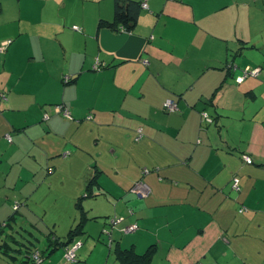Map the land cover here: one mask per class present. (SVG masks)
Returning a JSON list of instances; mask_svg holds the SVG:
<instances>
[{
  "label": "crops",
  "instance_id": "obj_1",
  "mask_svg": "<svg viewBox=\"0 0 264 264\" xmlns=\"http://www.w3.org/2000/svg\"><path fill=\"white\" fill-rule=\"evenodd\" d=\"M27 1L0 0V264H33L4 252L1 228L19 213L46 233L30 203L52 188L69 206L48 227L67 241L83 220L82 247L41 264H121L119 249L151 247L150 264H264V0H139L137 59L101 46L115 0ZM248 67L260 74L237 83Z\"/></svg>",
  "mask_w": 264,
  "mask_h": 264
},
{
  "label": "trees",
  "instance_id": "obj_2",
  "mask_svg": "<svg viewBox=\"0 0 264 264\" xmlns=\"http://www.w3.org/2000/svg\"><path fill=\"white\" fill-rule=\"evenodd\" d=\"M114 4H115L114 5V9H115L114 13L115 14H114L113 20L100 19V21L98 22V31L100 32L104 28H109V29H111L112 31H115V32L120 31L122 29L127 30L129 32L134 31V29H135V27H136V25L138 23L139 16H140V11H141V8H142V2L139 1V0H115ZM101 64H102V66L106 65L103 62H101ZM98 65H99V63H98ZM99 67H100V65H99ZM252 68H254V67H252ZM64 79H65L64 82L68 83V82H70V80L72 78H71V76H66V77H64ZM0 99H2V100H6L7 99V95H6L5 92H0ZM167 99H172L175 102L176 108L173 111L169 110L166 107L165 102H166ZM166 100L163 103V110L165 112L171 114V113H176V112H178L180 110L179 102L175 98H166ZM58 105H62L63 108H67L64 104H58ZM57 106H55V109H56ZM67 110H68V108H67ZM60 113H63V112L60 111ZM205 113H206V116L204 115ZM68 117H71V115L68 116ZM202 117L206 118V119H209L207 112H203L202 113ZM139 131L142 134V130L140 129ZM140 137H142V135L138 136L137 140ZM9 141H11V140H9ZM145 169H148V168H144L142 170L143 174H144V170ZM149 172H150V170H149ZM235 178H233V184H234V179ZM25 204L26 203L18 201L15 204V207H14L15 211L18 212L19 208L21 206H24ZM14 220H15V217L12 216L9 220H7L6 225H9L10 227H12L13 226L12 225V221H14ZM135 223H137V222H135ZM83 224H84V222L82 220V221L78 222V224L76 226H74L69 231V233L67 235V238H68L67 241L62 240L60 237H58L55 234V231L50 230L47 233V243H48L47 247L43 248V250H39V249L35 250V249H33L32 240L29 239V238H25L24 236L19 238V237H17V235H15V233L12 232V234H10L9 237H11L10 240L13 241V244L15 246H17V248H15V251H22L21 248H23L24 253L28 257H30L31 262L33 263L31 257H32V254L37 252V251H39L41 253V255L43 257V260H44V256H46L47 254H51L52 252H54L55 250H57V249H59L61 247L70 246L73 243H75L76 241H79L78 238L76 240H75V238L79 237L80 235H83V233H84ZM108 226H109V228L112 226L111 219H110V221L108 223ZM138 226H139V224H138ZM16 232H18V230H16ZM30 233H31V235L33 234L32 232H30ZM20 235H22V234L20 233ZM24 242H26V243H24ZM1 246H2V248L4 250V252L7 253V255H9L11 258L15 257L14 253H10L11 245H10V241L8 239L7 240L4 239L1 242ZM78 250H77V254H76V259L77 260H78ZM65 253H66V248H65ZM153 253H154V249L152 247L149 248L144 253H137V252L133 251L132 249H119L117 251L116 257H117L118 260H120L121 264H150V261L152 259V254ZM23 259L26 260L25 258H23ZM42 262H40L39 264H41Z\"/></svg>",
  "mask_w": 264,
  "mask_h": 264
},
{
  "label": "rangeland",
  "instance_id": "obj_3",
  "mask_svg": "<svg viewBox=\"0 0 264 264\" xmlns=\"http://www.w3.org/2000/svg\"><path fill=\"white\" fill-rule=\"evenodd\" d=\"M22 2H29L27 0H22ZM2 92V91H1ZM59 192V189L57 190V188H52V189H43L42 191L38 192L36 194V197L34 199H32V202L30 203L31 208L34 210V213L38 216L39 218V222L46 226L47 232L44 233V231H41V227L37 226V228H33L35 226L31 225V224H24L23 223V219L18 218V216L20 217L19 213L17 214V219H15L14 221H12V227H10L9 225H6V222H4V225L1 229H4V231L2 233H5V231L7 233L12 234L15 233V235H17V237L21 238V237H25V238H29L32 240L33 242V249H39V250H43L44 246H46L47 244V233L50 231V228L52 229V227H48V223H53L54 219L57 216V213L62 212L63 211H67L68 208V204L65 202H57V193ZM26 205V204H25ZM24 205V206H25ZM15 230H18V232H16ZM69 230L66 231V233H68ZM32 232L33 236L31 235ZM1 233V231H0ZM20 233L22 235H20ZM60 234V233H59ZM63 235H65V232L62 233ZM6 239H10V237L5 235ZM84 238V237H83ZM113 258L114 255L112 254Z\"/></svg>",
  "mask_w": 264,
  "mask_h": 264
},
{
  "label": "built area",
  "instance_id": "obj_4",
  "mask_svg": "<svg viewBox=\"0 0 264 264\" xmlns=\"http://www.w3.org/2000/svg\"><path fill=\"white\" fill-rule=\"evenodd\" d=\"M143 6L146 7L147 3L144 2ZM74 28L75 29H79V26L75 25ZM10 42H11V40L3 42L1 44V46H0V50L4 51L5 48L7 47V45ZM260 71L261 70H260L259 67H254V68L248 67V68H245L241 75L236 76L235 80H236L237 83H241L248 76L257 77L260 74ZM165 105H166V107L169 110H172V111L176 108V104H175V102L172 99H167L166 102H165ZM56 110L58 112L62 111L67 116H70V112L67 110V108H63L62 105H58L56 107ZM204 115L206 116V113ZM7 138L9 140H11V135L8 134ZM245 160H246L247 163H252V161H253L250 156H245ZM147 173H149V170L145 169L144 170V174H147ZM233 186L236 189H239V179L237 177L234 179ZM132 189H133L134 192H136L138 195H140L142 197H148L151 194V188H150L149 184L146 183L144 180L137 181ZM123 219H124L123 217L114 216V218L111 219L112 226L109 229H106L105 231L111 236L112 228H114ZM138 227L139 226H138L137 223H132V224H129V225L125 226L124 228H122L121 231L123 233H125V234H129V233L135 232L138 229ZM81 247H82V241H76L72 245L66 246V258L68 260H70V261H73V262L76 261L77 260L76 259L77 250L79 248H81ZM31 258H32L33 264H39L40 262L43 261V257H42V255H41V253L39 251L33 253Z\"/></svg>",
  "mask_w": 264,
  "mask_h": 264
},
{
  "label": "water",
  "instance_id": "obj_5",
  "mask_svg": "<svg viewBox=\"0 0 264 264\" xmlns=\"http://www.w3.org/2000/svg\"><path fill=\"white\" fill-rule=\"evenodd\" d=\"M100 42L102 48L107 52L115 53L122 58L137 59L147 43V38L127 30L115 32L104 28L100 31ZM10 243L12 245L13 241ZM21 250L24 252L23 248Z\"/></svg>",
  "mask_w": 264,
  "mask_h": 264
}]
</instances>
